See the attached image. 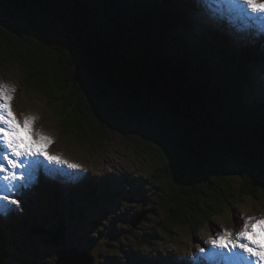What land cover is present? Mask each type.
Segmentation results:
<instances>
[{"label": "trees", "instance_id": "trees-1", "mask_svg": "<svg viewBox=\"0 0 264 264\" xmlns=\"http://www.w3.org/2000/svg\"><path fill=\"white\" fill-rule=\"evenodd\" d=\"M201 1L0 0V60L21 66L29 86L58 100L63 131L99 137L97 126L109 119L125 136L134 133L153 150L156 167L148 185L136 175L122 183L144 211L151 212L146 207L149 190L155 208L164 209L154 232L137 240L139 249L150 245L157 230L172 234L187 227L196 234L212 226L224 203L235 206L244 195L264 193V80L257 73L264 64V33L255 25L248 33L246 23L233 22L223 7L216 10L219 22L208 21L212 15ZM26 5L29 8H23ZM94 63L100 72L95 69L87 76L83 70L90 72ZM122 92L157 96L153 104L143 99L148 109L134 107L140 117L146 112L148 120L132 117L108 101L109 95L127 100ZM229 160L244 174L239 188L229 176ZM39 180V195L47 202L39 212L33 201L24 200L28 216L7 222L0 216V264H13L11 254H17L19 264L38 263L20 253L15 238L23 230L57 244L55 264L64 249L87 248L79 241L63 244L71 226L86 235L88 245L106 232L114 241L115 228L87 236L92 227L80 203L108 206L119 197L118 190L101 191L104 180L91 178L72 189L66 198L71 206L62 207L63 188L53 177ZM108 180L115 187V180ZM132 258L109 260L160 264L151 256L136 253Z\"/></svg>", "mask_w": 264, "mask_h": 264}, {"label": "rangeland", "instance_id": "rangeland-1", "mask_svg": "<svg viewBox=\"0 0 264 264\" xmlns=\"http://www.w3.org/2000/svg\"><path fill=\"white\" fill-rule=\"evenodd\" d=\"M228 1L238 7L236 0ZM258 72H261L260 77L264 80V64L258 69ZM26 79L27 75L21 66L14 62L0 60V83L14 87L16 90L12 107L17 118L23 121L25 116L35 117L34 129L43 132L52 140L48 148L49 153L80 166L77 169H72L67 165L49 163L40 157L38 158L41 163L37 169V179L41 174L43 176L53 175L60 170L69 174L70 177L73 175L82 176L79 180L55 182L63 188L62 207L71 206L66 199L70 191L78 189L80 186L77 184H86L84 182L91 178H94L96 182L104 180L99 185L101 191L110 189L119 191V197L114 198L111 204L108 203V206L101 203L92 205L91 202L80 203L81 201H76V204L80 203V207L85 209L84 220L85 222L88 221L92 227L90 232H86L88 237L98 235L106 229L115 228L118 231L114 241L109 238L110 233L106 232L95 245H88L86 235L84 236L77 227L71 226L69 228L63 239V244H74L75 241L82 242L94 255V264H118V262L113 263L109 260L111 257H116L120 261L126 257L133 261L134 258L131 259V256H135L136 253L146 258L155 257L159 259L160 264H198L192 259L197 257L192 249L209 248L210 245L206 244L205 241L214 238L223 229H228L234 234L239 232L243 222L250 216L264 217V193L259 196L244 195L238 205L224 203L211 227L207 226L196 234H193L191 229L187 227L174 229L172 234L157 230L150 245L139 249L137 240L143 235H147L148 231L157 228L164 209L155 208L158 205L154 202L152 192L149 190V202L146 207L151 209V212L144 211L145 207L134 202V197L129 190H123L122 183L126 177L131 178L136 175L142 179L143 186L148 185L146 182L150 178V172L156 167L153 150L143 146L142 141L134 133L127 132V136H125L119 131V125L117 126L113 121L109 122V119H105L102 125L97 126L99 137L85 138L76 135L75 130L63 131L64 123L62 125L63 121L58 113V100L51 99L49 94L43 93L37 87L29 86ZM90 138H93V141H89ZM228 164L231 181L239 188L244 179L241 166L233 160H229ZM107 178L113 183L114 181L111 179L115 180V187L113 184V187L108 185L105 181ZM38 182L36 180L27 187L21 188L20 194L17 196L26 200L27 203L33 201L38 208L37 212L43 208V204L47 203L39 194L36 193L37 196L35 195L39 186ZM71 185L73 186L71 187ZM27 191L30 193L27 194ZM30 197L33 200H29ZM87 201H90L88 197ZM9 206L12 207V211ZM23 206L20 204L5 205L0 202L1 218L7 222L13 217L24 218L28 216L30 214V211L27 210L28 206L26 204ZM80 207L78 209H81ZM15 209L21 213L18 214L19 212ZM8 216L12 217L8 219ZM137 221L138 223L134 225V222ZM15 239H17L16 244H21L20 250H23L20 252L21 255L28 254L31 258H36L37 264H55L59 247L47 236L35 234L29 229L20 232ZM162 256L165 258L164 263L161 262L160 257ZM40 258L45 259V262L42 263ZM11 259L13 264L20 262L17 254H11ZM137 261L134 262L137 263Z\"/></svg>", "mask_w": 264, "mask_h": 264}, {"label": "snow or ice", "instance_id": "snow-or-ice-1", "mask_svg": "<svg viewBox=\"0 0 264 264\" xmlns=\"http://www.w3.org/2000/svg\"><path fill=\"white\" fill-rule=\"evenodd\" d=\"M240 15L264 23V0H236ZM14 87L0 83V202L19 205L20 189L37 180L43 157L49 163L80 166L49 153L52 140L34 129L35 117L17 118L12 102ZM209 248H199L209 264H264V217H248L239 232L228 229L205 241ZM200 260L201 257H193Z\"/></svg>", "mask_w": 264, "mask_h": 264}, {"label": "water", "instance_id": "water-1", "mask_svg": "<svg viewBox=\"0 0 264 264\" xmlns=\"http://www.w3.org/2000/svg\"><path fill=\"white\" fill-rule=\"evenodd\" d=\"M29 6L31 7V5L29 4ZM28 5L24 6L23 8L27 7L29 8ZM94 67H92V69L90 70V72H88L87 68H85L84 73L87 76H91L94 75V71L96 69V72L99 73V66L96 65L94 63L93 65ZM136 93V92H135ZM123 96L127 99V100H123L121 102V99L119 101V99L117 100H113V98H111L112 95H109L107 97L108 101H110L114 106H116L117 108H119V110L124 111V112H128L130 113V115H132V117H140L139 112L137 111L136 108H134L135 106H141V107H145V109H148L147 104H145L143 102V99H145L146 101H151L150 103L153 104V102L155 101V99H157V96H154L155 99H148V97L150 96V94L152 93H136V96L132 95V94H125V92L123 93ZM153 106V105H152ZM150 106V107H152ZM149 107V108H150ZM146 117V118H145ZM145 117H140L142 120L149 118V115L147 116L146 112H145ZM235 161V160H233ZM140 221V220H139ZM138 223V221L135 223L134 225H136ZM94 256L91 254L90 249L86 248V249H79L77 247H72L69 249H64L62 251L61 256L59 257V259L57 260V264H94Z\"/></svg>", "mask_w": 264, "mask_h": 264}, {"label": "bare ground", "instance_id": "bare-ground-1", "mask_svg": "<svg viewBox=\"0 0 264 264\" xmlns=\"http://www.w3.org/2000/svg\"><path fill=\"white\" fill-rule=\"evenodd\" d=\"M61 176H58L56 179H55V182H61ZM76 180H79V179H76ZM72 182H74V181H72ZM76 183H79V182H76ZM73 185H71V187H72ZM42 193V192H41ZM31 199H32V197H31ZM33 200V199H32Z\"/></svg>", "mask_w": 264, "mask_h": 264}]
</instances>
